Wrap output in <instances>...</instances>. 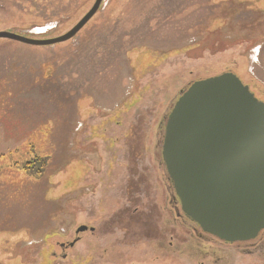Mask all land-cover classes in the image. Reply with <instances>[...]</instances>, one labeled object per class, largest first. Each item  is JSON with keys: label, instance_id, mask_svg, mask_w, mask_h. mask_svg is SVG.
<instances>
[{"label": "rangeland", "instance_id": "374dc122", "mask_svg": "<svg viewBox=\"0 0 264 264\" xmlns=\"http://www.w3.org/2000/svg\"><path fill=\"white\" fill-rule=\"evenodd\" d=\"M95 2L0 0V32L56 38ZM228 72L264 102V0H105L68 42L1 39L0 264L203 260L182 254L194 223L178 216L164 128L192 83ZM155 242L172 243L165 258ZM260 249L208 258L264 264Z\"/></svg>", "mask_w": 264, "mask_h": 264}, {"label": "water", "instance_id": "95a60500", "mask_svg": "<svg viewBox=\"0 0 264 264\" xmlns=\"http://www.w3.org/2000/svg\"><path fill=\"white\" fill-rule=\"evenodd\" d=\"M104 3L96 0L62 36L3 31L0 40L34 47L68 42ZM163 138L162 159L185 216L227 243L256 239L264 230V102L231 72L194 82L173 105Z\"/></svg>", "mask_w": 264, "mask_h": 264}, {"label": "flooded vegetation", "instance_id": "af4514ba", "mask_svg": "<svg viewBox=\"0 0 264 264\" xmlns=\"http://www.w3.org/2000/svg\"><path fill=\"white\" fill-rule=\"evenodd\" d=\"M172 187H173V184H172ZM172 191L174 193L173 200H175V203L177 201L180 203V200L175 193L174 187L172 188ZM180 206H181V203H180ZM181 212L182 213L181 214L179 213V215H178L179 217L180 216L185 217L186 222L191 221L187 216H185L182 209H181ZM191 222L194 224L189 223V226H187V228H190V230H192L190 234H191V237L195 240V244L192 243V245L194 246V248H193L194 250L193 249H191V250L184 249L182 252V254L186 253V261H188V262L191 260V257L196 256V254L200 253L202 255L201 257L203 258V260H200V262L198 264H211V263H213L212 261H210L212 258H208V257H218L221 260V259L225 258L228 254V252H226L225 250H227V249L230 250L231 247H237L240 250L244 249V250H242L243 252L251 251V252H247L248 254L254 252L256 249L261 248L260 250H258L260 252L264 249V230L259 234V236L256 239H254L252 241L227 243V242L221 241L218 238L213 237L207 233H204L202 231V229L195 222H193V221H191ZM186 225H188V223ZM81 227H85V226H81ZM92 229H94V228H92ZM77 241L78 240L75 241V244ZM151 244L153 246H154V244H156L157 250L159 248H163V250L160 251L162 254L157 253L156 260L159 258H161V259L165 258L164 255H168V254L164 253V252L169 251V249H171V247H172L171 242H168L167 246H164L163 244H159V242H155V243H151ZM189 245H190V243L186 242V246H189ZM62 247H64V246H62ZM249 247H250V249H249ZM159 255H161V256H159ZM165 263H167V262L165 261Z\"/></svg>", "mask_w": 264, "mask_h": 264}, {"label": "trees", "instance_id": "16d2710c", "mask_svg": "<svg viewBox=\"0 0 264 264\" xmlns=\"http://www.w3.org/2000/svg\"><path fill=\"white\" fill-rule=\"evenodd\" d=\"M48 159V158H47ZM47 162H48V160H47ZM46 162V163H47ZM48 164V163H47ZM46 165V164H45ZM44 165V166H45ZM27 168H25L26 170H23V169H21L23 172H27V173H29V172H32L31 171V167L30 166H26ZM42 169H43V165H42ZM43 171V170H42ZM43 172H41V171H39L38 173H35L36 175H40V174H42ZM30 174V173H29Z\"/></svg>", "mask_w": 264, "mask_h": 264}]
</instances>
